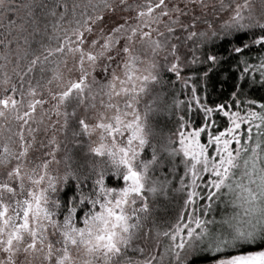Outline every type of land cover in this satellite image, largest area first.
Returning a JSON list of instances; mask_svg holds the SVG:
<instances>
[{
    "label": "snow or ice",
    "instance_id": "6c2138e0",
    "mask_svg": "<svg viewBox=\"0 0 264 264\" xmlns=\"http://www.w3.org/2000/svg\"><path fill=\"white\" fill-rule=\"evenodd\" d=\"M0 264H264V0H0Z\"/></svg>",
    "mask_w": 264,
    "mask_h": 264
}]
</instances>
